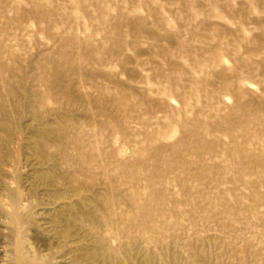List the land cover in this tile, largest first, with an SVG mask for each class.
<instances>
[{
	"label": "rangeland",
	"instance_id": "rangeland-1",
	"mask_svg": "<svg viewBox=\"0 0 264 264\" xmlns=\"http://www.w3.org/2000/svg\"><path fill=\"white\" fill-rule=\"evenodd\" d=\"M0 264H264V0H0Z\"/></svg>",
	"mask_w": 264,
	"mask_h": 264
},
{
	"label": "bare ground",
	"instance_id": "bare-ground-1",
	"mask_svg": "<svg viewBox=\"0 0 264 264\" xmlns=\"http://www.w3.org/2000/svg\"><path fill=\"white\" fill-rule=\"evenodd\" d=\"M102 239V238H101Z\"/></svg>",
	"mask_w": 264,
	"mask_h": 264
}]
</instances>
